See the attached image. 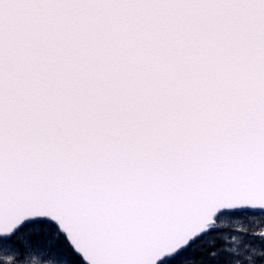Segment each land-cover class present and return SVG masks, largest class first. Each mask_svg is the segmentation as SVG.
<instances>
[{
	"label": "snow or ice",
	"instance_id": "6c2138e0",
	"mask_svg": "<svg viewBox=\"0 0 264 264\" xmlns=\"http://www.w3.org/2000/svg\"><path fill=\"white\" fill-rule=\"evenodd\" d=\"M0 264H264V0H0Z\"/></svg>",
	"mask_w": 264,
	"mask_h": 264
}]
</instances>
